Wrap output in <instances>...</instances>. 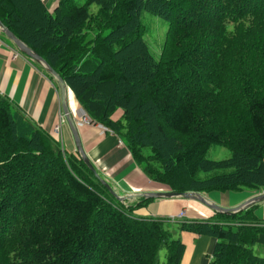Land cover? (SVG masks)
I'll use <instances>...</instances> for the list:
<instances>
[{
	"label": "trees",
	"instance_id": "16d2710c",
	"mask_svg": "<svg viewBox=\"0 0 264 264\" xmlns=\"http://www.w3.org/2000/svg\"><path fill=\"white\" fill-rule=\"evenodd\" d=\"M143 11L166 21L158 54ZM0 19L151 179L176 192L264 190V0H0ZM212 144L230 155L207 156ZM150 199L119 200L0 95V264H181L180 230L215 237L209 264H264L257 203L197 219L134 212Z\"/></svg>",
	"mask_w": 264,
	"mask_h": 264
},
{
	"label": "crops",
	"instance_id": "0c3cea01",
	"mask_svg": "<svg viewBox=\"0 0 264 264\" xmlns=\"http://www.w3.org/2000/svg\"><path fill=\"white\" fill-rule=\"evenodd\" d=\"M45 0L46 4H50ZM0 43V95L9 99L12 104L23 110L29 118L44 128L52 137L53 127L62 112L59 89L46 73L30 59L22 54L15 53L14 45H10L6 37L1 34ZM67 102L74 119L77 121L81 113V104L73 91L68 87ZM122 110L117 109L112 117L117 119ZM81 143L86 154L92 161L97 172L105 178L119 195H132L144 191L169 189L165 184L151 179L144 172L142 166L133 158L130 149L113 130L96 124L78 125ZM62 145L69 152L76 153V146L72 134L64 125L62 131ZM119 138L121 142H119ZM255 190L244 191H210L203 196L210 202L224 206H233L241 203ZM141 196H132L125 203H134ZM197 199L177 195L172 197L151 198L145 205L138 206L134 212L138 215L166 216L185 209L184 219L205 218L213 214L210 207ZM194 210L195 213H192ZM255 214L264 219V201L257 203ZM205 216V217H202ZM185 249L181 264H209V257L216 241L215 237L196 234L187 230H180Z\"/></svg>",
	"mask_w": 264,
	"mask_h": 264
},
{
	"label": "water",
	"instance_id": "95a60500",
	"mask_svg": "<svg viewBox=\"0 0 264 264\" xmlns=\"http://www.w3.org/2000/svg\"><path fill=\"white\" fill-rule=\"evenodd\" d=\"M0 30L14 43V45L17 47V49L29 56L31 59H33L35 62L40 64L48 73H50L55 79L59 87V93H60V103L63 113L65 114V118L67 121L68 128L72 134L73 140L75 142L76 150L79 153L82 160L85 162V164L89 167V169L94 173L96 177H98L104 185L109 189V191L117 196L119 199L123 200L125 198H131L132 196H142V197H153V198H159V197H172L177 195H184L185 197L189 198H195L200 200L202 203L210 207L211 209L215 211H223V212H233L237 211L239 209L246 208L250 206L251 204L258 203L264 200V191H261L259 193H255L254 195H251L241 203L235 205V206H223L214 202L208 201L202 193L196 192V191H185V192H176L173 190H157V191H144L140 192L138 194H132V195H119L114 190V188L111 186V184L103 177L100 176V174L97 172L95 166L93 165L92 161L86 154V151L84 150V147L81 143V139L79 136V129L77 127V124L73 118V115L69 109L68 103H67V96H68V86L65 83L64 79L61 77L59 73L56 72V70L46 61V59L37 53L34 49H32L29 45H27L23 40H21L19 37H17L13 31H11L0 19Z\"/></svg>",
	"mask_w": 264,
	"mask_h": 264
},
{
	"label": "rangeland",
	"instance_id": "374dc122",
	"mask_svg": "<svg viewBox=\"0 0 264 264\" xmlns=\"http://www.w3.org/2000/svg\"><path fill=\"white\" fill-rule=\"evenodd\" d=\"M55 2H56V0L49 1L50 4L49 5L47 4V6L49 8H51L55 5ZM95 7H96V5H92V8H95ZM141 17H142V20L147 25V37L149 39L150 46H151L153 52L155 54L156 53L158 54L160 51V46L163 42L165 30L167 27L166 21L164 19H162L161 17L156 16L153 13H150L147 11H143V13L141 14ZM40 69H42V68H40ZM47 76H49V75H47ZM206 155L211 157V158H224V157H227L230 155V150L227 147L222 146L220 144H212L209 147V149L207 150ZM165 186H167V185H165ZM247 189L248 188H244V191ZM155 191H157V190H155ZM190 191H192V190H190ZM196 192H199L202 194L205 193V192H200L197 190H196ZM115 197H117V196H115ZM192 199H195V198H192ZM119 200H121V199H119ZM191 212L195 213L194 210H191ZM202 217H205V216H202ZM165 226H166V228H168L171 231V234L173 236H177L178 228L176 226V222H170V221L165 222ZM253 249H254L255 253L264 256V245L255 243L253 246ZM159 255H160V261L161 262L166 261L165 251L163 249L160 251Z\"/></svg>",
	"mask_w": 264,
	"mask_h": 264
},
{
	"label": "built area",
	"instance_id": "2783aa9c",
	"mask_svg": "<svg viewBox=\"0 0 264 264\" xmlns=\"http://www.w3.org/2000/svg\"><path fill=\"white\" fill-rule=\"evenodd\" d=\"M62 121H63V119L60 120V121L55 125L54 130H55V132H56L57 134H59V132H60V126H61V124H62ZM79 123H80V124H82V123L92 124L91 120H90V119H89L84 113L81 115V119H80ZM183 214H184V211H181L178 215L180 216V215H183Z\"/></svg>",
	"mask_w": 264,
	"mask_h": 264
}]
</instances>
